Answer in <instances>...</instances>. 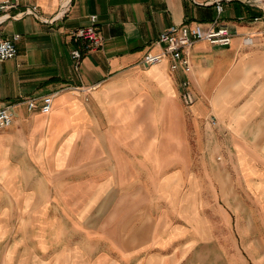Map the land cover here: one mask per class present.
Segmentation results:
<instances>
[{"label": "crops", "instance_id": "crops-1", "mask_svg": "<svg viewBox=\"0 0 264 264\" xmlns=\"http://www.w3.org/2000/svg\"><path fill=\"white\" fill-rule=\"evenodd\" d=\"M62 1L31 0L34 15L13 9L0 16L2 37L19 36L16 58L0 63V109L14 115L0 130V190L29 204L61 186L56 175L82 174L70 179L94 189L89 204L117 189L126 191L128 204L164 205L156 218L157 253L135 245L133 232L127 260L245 264L219 245L202 208L220 199L218 190L225 204L231 189L264 203V2L221 0L220 23L233 33L232 43L197 42L186 52V72L173 71L169 57L152 66L144 58L163 53L159 39L168 28L211 24L213 0H68L64 7ZM92 16L103 45L76 69L72 34ZM185 81L192 106L182 99ZM45 96L52 97L48 114L40 112ZM30 99L37 101L34 111ZM136 214L129 227L143 219L144 238L154 216Z\"/></svg>", "mask_w": 264, "mask_h": 264}, {"label": "rangeland", "instance_id": "rangeland-1", "mask_svg": "<svg viewBox=\"0 0 264 264\" xmlns=\"http://www.w3.org/2000/svg\"><path fill=\"white\" fill-rule=\"evenodd\" d=\"M67 3L63 0L62 6ZM70 177L56 175L64 181L61 186L35 194L29 204L18 203L13 193L0 190L7 193V199H0V264H138L139 258L127 260L125 256L127 237L133 232L138 235L135 245L149 244L147 255L157 253L156 218L164 205L128 204L126 191L117 189L107 190L97 204H89L94 189L82 188V178ZM220 191L218 201L202 208L217 242L235 250L232 260L238 255L245 264H256L255 258L262 257L264 264V203L248 192L245 195V189L238 190L240 195L231 189L232 200L225 204L226 196H220ZM139 211L154 216L147 222L144 238L139 229L143 219L129 227L131 212L137 216Z\"/></svg>", "mask_w": 264, "mask_h": 264}, {"label": "built area", "instance_id": "built-area-1", "mask_svg": "<svg viewBox=\"0 0 264 264\" xmlns=\"http://www.w3.org/2000/svg\"><path fill=\"white\" fill-rule=\"evenodd\" d=\"M262 2L264 0H253ZM216 5L217 17L208 26L186 25L172 26L165 30L159 39V43L164 46L163 53L148 54L144 58L146 66H152L162 63L167 57L171 59V69L173 71L184 67L186 72L191 71V65L186 52L190 50L197 42H208L211 45L219 47H228L233 40V33L226 25L220 23L224 7L221 0H213ZM31 0H0V16H4L10 10H21V15H34L36 6L30 5ZM97 16L91 17V23L88 26L76 30L72 37L79 43V47L72 50L71 58L75 68L78 69L87 53L99 50L103 45V37L97 28ZM19 36L13 38H3L0 33V63L13 60L18 54L16 41ZM182 99L186 106H192L195 103V97L190 90V83L183 82ZM42 106L40 112L48 114L52 108V97L45 96L41 99ZM37 108V101L30 99L28 109L34 111ZM14 115L10 107L0 109V130L10 127L13 124ZM211 126H217V121L211 119Z\"/></svg>", "mask_w": 264, "mask_h": 264}, {"label": "bare ground", "instance_id": "bare-ground-1", "mask_svg": "<svg viewBox=\"0 0 264 264\" xmlns=\"http://www.w3.org/2000/svg\"><path fill=\"white\" fill-rule=\"evenodd\" d=\"M264 2V1H263Z\"/></svg>", "mask_w": 264, "mask_h": 264}]
</instances>
